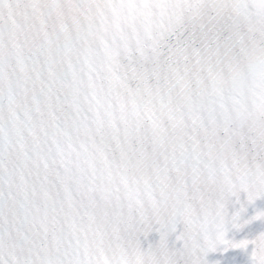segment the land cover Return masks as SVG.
<instances>
[{
	"label": "snow or ice",
	"instance_id": "1",
	"mask_svg": "<svg viewBox=\"0 0 264 264\" xmlns=\"http://www.w3.org/2000/svg\"><path fill=\"white\" fill-rule=\"evenodd\" d=\"M0 264H264V0H0Z\"/></svg>",
	"mask_w": 264,
	"mask_h": 264
}]
</instances>
